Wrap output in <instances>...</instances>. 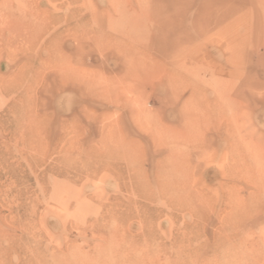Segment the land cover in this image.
Returning <instances> with one entry per match:
<instances>
[{"label": "rangeland", "instance_id": "rangeland-1", "mask_svg": "<svg viewBox=\"0 0 264 264\" xmlns=\"http://www.w3.org/2000/svg\"><path fill=\"white\" fill-rule=\"evenodd\" d=\"M261 22L0 0V264H264Z\"/></svg>", "mask_w": 264, "mask_h": 264}, {"label": "bare ground", "instance_id": "bare-ground-1", "mask_svg": "<svg viewBox=\"0 0 264 264\" xmlns=\"http://www.w3.org/2000/svg\"><path fill=\"white\" fill-rule=\"evenodd\" d=\"M256 1H258V3H261L262 5H264V0H256ZM241 2H242V1H241ZM231 4H232V2L229 4V6H230ZM232 7H234V5L231 6V8H232ZM225 15H227V14H221L222 17L225 16ZM248 19H249V18H248ZM100 23H101V22H100ZM261 23H262V22H261ZM102 24H103V23H102ZM104 24H105V23H104ZM258 24H259V23H258ZM262 24H263V26H264V23H262ZM260 26H261V25H260ZM263 26H261V27L263 28ZM261 27H260V28H261ZM116 39H117V38H116ZM112 42H113V41H112ZM133 43H134V42H133ZM191 139H192V138H191ZM176 151H177V150H175V149H171V152H172L173 154H175ZM114 154H115V153H114ZM173 154H172V155H173ZM113 156H114V155H113ZM179 157H180V156H179ZM99 159H100V158H99ZM172 165H173V164H172ZM170 181H171V180H170ZM163 190H164V189H163ZM200 194H201V193H200ZM198 195H199V194H197V196H198ZM193 197H195V196L193 195ZM197 198H200V195H199V197H197ZM194 199H195V198H194ZM185 207H186L188 210H190V211H191V210H192V211L195 210V206H192V204H191V205H190V204H189V205H185L184 208H185ZM192 211H191V212H192ZM195 213H196V217H197V215H198V217H201V216H202V213L199 212V211H197V210H195ZM193 214H194V213H193ZM227 247H229V246H227ZM225 250H226V249H225ZM228 250H229V249H228ZM228 250H227V251H228ZM227 251H226V252H227ZM230 253H231V252H230ZM231 257H232V256H231ZM226 259H228V258H226ZM226 259H225V260H226ZM230 259H231V258H230ZM226 262H227V261H226ZM230 262H231V261H230ZM81 263H82V262H81Z\"/></svg>", "mask_w": 264, "mask_h": 264}]
</instances>
